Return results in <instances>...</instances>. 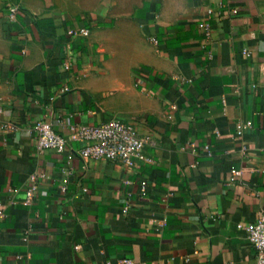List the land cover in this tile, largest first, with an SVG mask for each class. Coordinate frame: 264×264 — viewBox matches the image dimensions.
Returning a JSON list of instances; mask_svg holds the SVG:
<instances>
[{"label": "crops", "instance_id": "0c3cea01", "mask_svg": "<svg viewBox=\"0 0 264 264\" xmlns=\"http://www.w3.org/2000/svg\"><path fill=\"white\" fill-rule=\"evenodd\" d=\"M79 5L0 0V264H253L264 0ZM112 117L149 162L37 150L40 119L77 150L70 125Z\"/></svg>", "mask_w": 264, "mask_h": 264}, {"label": "built area", "instance_id": "2783aa9c", "mask_svg": "<svg viewBox=\"0 0 264 264\" xmlns=\"http://www.w3.org/2000/svg\"><path fill=\"white\" fill-rule=\"evenodd\" d=\"M19 10L18 5L12 4L8 12L12 16ZM205 39L210 37V29H203ZM1 112V109H0ZM36 132V147L39 152L53 151L57 154L69 153V159L78 157L84 162L105 160L122 167H131L134 161L149 162L146 147L151 143L148 136L140 135L135 126L123 119L112 117L97 125L69 126V141L82 146L74 150L68 140L54 132L52 125L44 120H38L34 125ZM35 179L30 180L26 191L27 202L31 201L37 192ZM3 216L0 210V217ZM246 238L255 251L253 264H264V204L259 219L255 223L243 226Z\"/></svg>", "mask_w": 264, "mask_h": 264}, {"label": "rangeland", "instance_id": "374dc122", "mask_svg": "<svg viewBox=\"0 0 264 264\" xmlns=\"http://www.w3.org/2000/svg\"><path fill=\"white\" fill-rule=\"evenodd\" d=\"M49 3H51L53 6L58 7L59 9L69 12H75L80 9V2H86L89 1L92 3V7H95L98 4H101L102 2H115V5L117 6L118 0H45ZM139 0H125L126 2V10H128L134 3H136Z\"/></svg>", "mask_w": 264, "mask_h": 264}]
</instances>
